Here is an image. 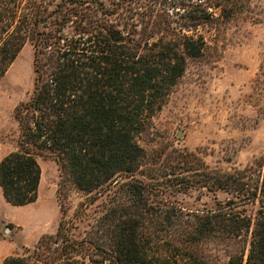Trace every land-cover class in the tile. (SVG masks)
Listing matches in <instances>:
<instances>
[{"label":"trees","instance_id":"trees-1","mask_svg":"<svg viewBox=\"0 0 264 264\" xmlns=\"http://www.w3.org/2000/svg\"><path fill=\"white\" fill-rule=\"evenodd\" d=\"M182 12L140 16L125 0H0V79L28 43L34 89L14 110L16 148L0 160L5 199L38 197L40 156L100 213L77 234L62 216L24 255L4 264H264V157L225 169L188 147L149 151L140 142L191 60L207 47L202 26L254 18L263 0H175ZM137 12V16L133 11ZM256 19V18H255ZM231 195L188 208L168 197L191 188ZM254 204L255 215L240 206Z\"/></svg>","mask_w":264,"mask_h":264},{"label":"rangeland","instance_id":"rangeland-1","mask_svg":"<svg viewBox=\"0 0 264 264\" xmlns=\"http://www.w3.org/2000/svg\"><path fill=\"white\" fill-rule=\"evenodd\" d=\"M107 6L111 0H103ZM142 5L140 16L168 18L182 12L175 0H125ZM254 18H232L199 32L207 40L205 53L190 61L163 107L153 116L140 142L149 151L188 147L199 150L211 166L242 167L264 157V0ZM133 14L137 16L134 10ZM256 18V19H255ZM34 49L28 43L0 79V160L16 148L19 125L14 110L34 89ZM42 179L35 201L9 203L0 186V264L10 255H24L43 235L54 234L62 216L78 218L90 195L73 187L60 197V169L54 157L40 156ZM231 195L200 188L168 194L182 206L206 208L225 203ZM105 197L78 218L77 234L100 213ZM249 215L257 206L247 204ZM222 264H227L222 256Z\"/></svg>","mask_w":264,"mask_h":264}]
</instances>
